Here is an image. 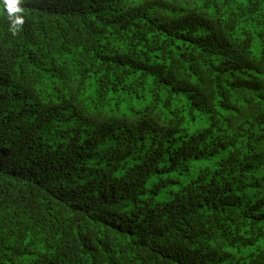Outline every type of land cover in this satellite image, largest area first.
I'll return each mask as SVG.
<instances>
[{"label":"trees","instance_id":"16d2710c","mask_svg":"<svg viewBox=\"0 0 264 264\" xmlns=\"http://www.w3.org/2000/svg\"><path fill=\"white\" fill-rule=\"evenodd\" d=\"M19 7L0 0V264H264V0Z\"/></svg>","mask_w":264,"mask_h":264},{"label":"rangeland","instance_id":"374dc122","mask_svg":"<svg viewBox=\"0 0 264 264\" xmlns=\"http://www.w3.org/2000/svg\"><path fill=\"white\" fill-rule=\"evenodd\" d=\"M256 48V46H255ZM131 102H123V105H122V109L124 110H128L129 108H131ZM207 115H204L202 118L200 119H197L195 121H186L185 122V125H184V128L183 130L181 131L182 133L183 132H193L194 130L202 127L204 124H206L207 122ZM217 157H214V155H210V157L208 158H203V159H200L201 161V164L202 165H211V166H214L213 165V162L215 161ZM196 174V166H194L193 168H191V171L190 172H183V173H180L179 174V180L176 181V182H171V181H168L166 183H163L161 184L160 186V190L158 191V193L156 194V198L159 199V200H167L170 198V195H171V190H176L178 189L182 183H187L188 180L190 179L191 176H194ZM161 177L159 176H156L152 179H150L148 182H147V187L148 188H151L153 186V183L155 180H160Z\"/></svg>","mask_w":264,"mask_h":264},{"label":"clouds","instance_id":"9594fccd","mask_svg":"<svg viewBox=\"0 0 264 264\" xmlns=\"http://www.w3.org/2000/svg\"><path fill=\"white\" fill-rule=\"evenodd\" d=\"M21 0H5L8 12L10 14L19 13L22 11V9L19 7ZM23 23V17L22 16H16L13 21V28H15L16 24H22Z\"/></svg>","mask_w":264,"mask_h":264}]
</instances>
